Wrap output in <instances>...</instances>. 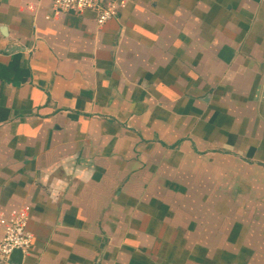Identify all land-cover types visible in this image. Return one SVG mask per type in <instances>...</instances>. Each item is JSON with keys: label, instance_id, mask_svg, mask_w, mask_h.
<instances>
[{"label": "crops", "instance_id": "0c3cea01", "mask_svg": "<svg viewBox=\"0 0 264 264\" xmlns=\"http://www.w3.org/2000/svg\"><path fill=\"white\" fill-rule=\"evenodd\" d=\"M0 0L4 264H264V0Z\"/></svg>", "mask_w": 264, "mask_h": 264}, {"label": "built area", "instance_id": "2783aa9c", "mask_svg": "<svg viewBox=\"0 0 264 264\" xmlns=\"http://www.w3.org/2000/svg\"><path fill=\"white\" fill-rule=\"evenodd\" d=\"M54 10H83L95 8L97 10V23L102 24L117 14L116 4L110 2L101 6L98 0H52ZM27 221L23 216L9 222L4 229V236L0 240V264L6 263L12 252L16 249L22 252L28 250L32 243V235L27 230Z\"/></svg>", "mask_w": 264, "mask_h": 264}, {"label": "water", "instance_id": "95a60500", "mask_svg": "<svg viewBox=\"0 0 264 264\" xmlns=\"http://www.w3.org/2000/svg\"><path fill=\"white\" fill-rule=\"evenodd\" d=\"M13 256H17L18 258H20L22 256V251L19 249L14 250L11 254V257Z\"/></svg>", "mask_w": 264, "mask_h": 264}]
</instances>
